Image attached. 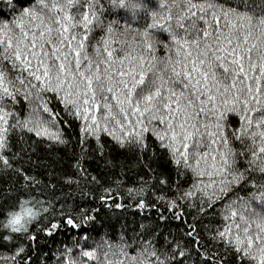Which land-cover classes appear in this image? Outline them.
Returning a JSON list of instances; mask_svg holds the SVG:
<instances>
[{
  "label": "snow or ice",
  "instance_id": "snow-or-ice-1",
  "mask_svg": "<svg viewBox=\"0 0 264 264\" xmlns=\"http://www.w3.org/2000/svg\"><path fill=\"white\" fill-rule=\"evenodd\" d=\"M129 207L158 211L88 243ZM52 259L264 264V0H0V264Z\"/></svg>",
  "mask_w": 264,
  "mask_h": 264
},
{
  "label": "trees",
  "instance_id": "trees-1",
  "mask_svg": "<svg viewBox=\"0 0 264 264\" xmlns=\"http://www.w3.org/2000/svg\"><path fill=\"white\" fill-rule=\"evenodd\" d=\"M66 132L74 138L76 133L74 129H66ZM108 152L111 153V155L108 156V160H113L114 158L118 160L120 163H124L126 160H128V157L125 153L122 151L112 147L109 144V148L107 149ZM37 155L41 158L42 161L45 163H51L52 161L58 162L57 172L60 173V175H63L64 172H67L68 175H72L75 178L76 173L75 170L71 167V164L74 163V161L70 160V157L72 155L71 151V145H69L67 148L64 146H54L50 150H46L44 145H39L37 147ZM50 158V159H48ZM33 159H36V157H33ZM104 163L105 161L96 157L92 156L89 159H87L84 163V167L88 170L89 173L92 175H96L98 173L104 172ZM130 166L135 165L134 160L129 161ZM58 181L60 180V176L57 177ZM86 187V182L81 181V188ZM58 188H62L64 192H68L69 188H71L72 191V198L78 199L79 198V191L75 184L71 186H65L63 185L62 181L58 183ZM125 203H130L129 201H125ZM155 209H145L143 211H140L139 214H137L138 210L132 207H129L127 212H123L120 220H116L115 216H113L112 220L110 222H101L98 221V223L94 226L93 231L89 234V240L88 243L92 244L93 242L99 241L100 237L103 236L105 233H108L110 235L112 234H119L122 229L125 227L127 228L129 235H134V232L132 229L137 225V223H143V224H150L151 218L155 216L156 214ZM147 216L149 219H143V217ZM187 223H181V221H175L172 225L171 231L174 235H176L178 232L183 233L187 229V224L192 223V216H185L184 218ZM205 224L208 223V221H204ZM201 227L198 225V228ZM138 230V229H137ZM203 231H201L202 238L204 237ZM71 237H65V236H58L56 237V242L54 243L51 239L47 241L48 247L44 248L43 251L45 253H48L50 250L51 252H55L56 248L60 246V242L63 241L64 243H68L69 246H71ZM41 243H44L43 237H41ZM48 264H55V260H49Z\"/></svg>",
  "mask_w": 264,
  "mask_h": 264
}]
</instances>
